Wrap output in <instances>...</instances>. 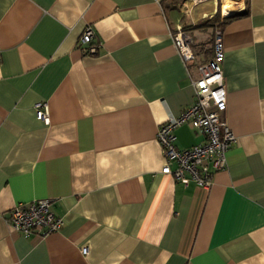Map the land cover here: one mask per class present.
<instances>
[{
    "label": "crops",
    "instance_id": "obj_1",
    "mask_svg": "<svg viewBox=\"0 0 264 264\" xmlns=\"http://www.w3.org/2000/svg\"><path fill=\"white\" fill-rule=\"evenodd\" d=\"M217 32L236 141L205 190L160 173L156 134L192 103ZM173 136L203 142L187 124ZM41 199L61 229L13 231L12 207ZM0 264H264V0H0Z\"/></svg>",
    "mask_w": 264,
    "mask_h": 264
},
{
    "label": "built area",
    "instance_id": "obj_2",
    "mask_svg": "<svg viewBox=\"0 0 264 264\" xmlns=\"http://www.w3.org/2000/svg\"><path fill=\"white\" fill-rule=\"evenodd\" d=\"M199 1V0H197ZM95 33L87 26L80 38L79 47L85 54L95 55L98 45L92 43ZM173 44L186 68L194 62L190 49V37L177 27ZM223 49L220 33H216L212 56L208 62L197 68L198 77L192 79L194 98L181 116L168 117L157 130L156 138L164 160L160 173L170 176L174 182L187 186L209 189L213 173L226 168V153L235 143L236 138L220 115L226 110V90L221 70ZM45 106H34L37 120L47 122ZM190 125L203 137V142L186 149H176L172 141L175 129ZM54 199H41L19 203L12 207L7 222L9 227L28 238L33 235L46 237L58 232L63 220L53 208ZM81 253L87 254L82 247Z\"/></svg>",
    "mask_w": 264,
    "mask_h": 264
},
{
    "label": "trees",
    "instance_id": "obj_3",
    "mask_svg": "<svg viewBox=\"0 0 264 264\" xmlns=\"http://www.w3.org/2000/svg\"><path fill=\"white\" fill-rule=\"evenodd\" d=\"M169 2H171L172 0H168ZM245 14V12L243 13H237L235 15H232V16H228V17H225L223 20H222V23L220 25H226L228 24L229 22L235 20V19H238L240 18L241 16H243ZM216 20H218V15L217 17H215Z\"/></svg>",
    "mask_w": 264,
    "mask_h": 264
},
{
    "label": "bare ground",
    "instance_id": "obj_4",
    "mask_svg": "<svg viewBox=\"0 0 264 264\" xmlns=\"http://www.w3.org/2000/svg\"><path fill=\"white\" fill-rule=\"evenodd\" d=\"M226 8L228 9V8H231V7L227 6Z\"/></svg>",
    "mask_w": 264,
    "mask_h": 264
}]
</instances>
